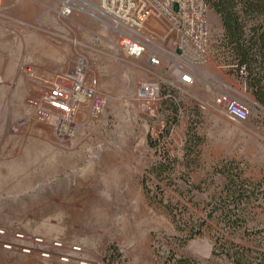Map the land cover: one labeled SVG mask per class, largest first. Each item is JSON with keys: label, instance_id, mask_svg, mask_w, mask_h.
Segmentation results:
<instances>
[{"label": "rangeland", "instance_id": "obj_1", "mask_svg": "<svg viewBox=\"0 0 264 264\" xmlns=\"http://www.w3.org/2000/svg\"><path fill=\"white\" fill-rule=\"evenodd\" d=\"M88 1L92 10L96 0ZM57 5L0 0V11L13 18L0 17V240L16 242L13 233L21 231L26 243L39 235L52 251L42 257L0 244V264H169L172 254L235 264L236 251L257 257L264 250V107L233 70L219 15L208 7V59L191 84L172 90L174 102L162 97L165 129L154 138L133 99L148 76L139 59L118 48L106 17L76 9L61 20ZM70 37L95 61L105 112L92 117L82 103L66 143L34 118L10 131L28 117L25 99L42 85L20 64L30 63L39 77L68 69ZM221 90L248 106L245 121L202 107ZM62 252L68 260H60Z\"/></svg>", "mask_w": 264, "mask_h": 264}, {"label": "built area", "instance_id": "obj_2", "mask_svg": "<svg viewBox=\"0 0 264 264\" xmlns=\"http://www.w3.org/2000/svg\"><path fill=\"white\" fill-rule=\"evenodd\" d=\"M88 0H58L56 15L59 19L69 18L76 9L102 15L118 32L117 46L126 55L139 59V66L148 75L141 79L134 91L133 99L152 122L151 134L159 138L165 129L164 120L159 118L158 108L164 87L175 89L191 84L198 66L208 59V4L205 0H96L89 10ZM98 13V14H97ZM0 17L13 19L0 11ZM22 24V23H21ZM27 27L33 23L24 22ZM69 40L75 46V57L71 67L54 70L48 77H39L30 63L23 62L20 69L29 76L38 78L42 85L36 93L27 95L28 117L12 122L8 129L17 131L30 118L49 126L61 143L71 140L77 132V115L85 103L92 117L105 112L107 97L100 91L92 64L76 37ZM76 49V47H78ZM243 69H240L242 72ZM245 88V87H244ZM83 98L82 101L80 100ZM223 113L231 120L243 122L248 118L249 108L236 96L221 90L211 102H203ZM5 230L0 227V237ZM14 241L0 240L5 249L15 245L26 254L37 253L50 257L52 253L42 236L35 235L30 243L21 231L13 233ZM51 245L60 249L62 241L53 240ZM72 250H80L73 245ZM60 260H68L66 253L57 254ZM79 263L86 264L85 259Z\"/></svg>", "mask_w": 264, "mask_h": 264}, {"label": "trees", "instance_id": "obj_3", "mask_svg": "<svg viewBox=\"0 0 264 264\" xmlns=\"http://www.w3.org/2000/svg\"><path fill=\"white\" fill-rule=\"evenodd\" d=\"M205 1L219 15L223 28L222 38L233 55V70L256 103L264 107V0ZM165 93L171 94L166 100L174 102L172 89L164 87L162 94ZM231 191L233 193V189ZM235 254V264H264V250L249 261L243 253L236 251ZM168 263L199 264L191 257L174 254Z\"/></svg>", "mask_w": 264, "mask_h": 264}, {"label": "crops", "instance_id": "obj_4", "mask_svg": "<svg viewBox=\"0 0 264 264\" xmlns=\"http://www.w3.org/2000/svg\"><path fill=\"white\" fill-rule=\"evenodd\" d=\"M0 161H1V158H0ZM0 170H2V168H0ZM4 250H7V251H9L10 249H4Z\"/></svg>", "mask_w": 264, "mask_h": 264}]
</instances>
